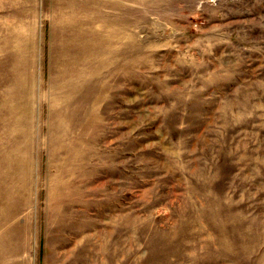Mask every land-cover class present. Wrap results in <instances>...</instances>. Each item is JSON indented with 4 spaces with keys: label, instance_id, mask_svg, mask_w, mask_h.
<instances>
[{
    "label": "rangeland",
    "instance_id": "1",
    "mask_svg": "<svg viewBox=\"0 0 264 264\" xmlns=\"http://www.w3.org/2000/svg\"><path fill=\"white\" fill-rule=\"evenodd\" d=\"M0 264H264V0H0Z\"/></svg>",
    "mask_w": 264,
    "mask_h": 264
}]
</instances>
